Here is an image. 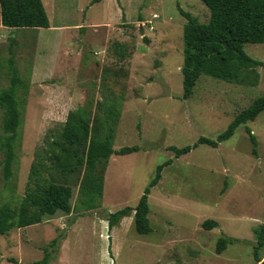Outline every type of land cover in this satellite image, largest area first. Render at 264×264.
I'll use <instances>...</instances> for the list:
<instances>
[{
    "label": "rangeland",
    "instance_id": "obj_1",
    "mask_svg": "<svg viewBox=\"0 0 264 264\" xmlns=\"http://www.w3.org/2000/svg\"><path fill=\"white\" fill-rule=\"evenodd\" d=\"M92 1L43 0L50 28L0 27V94L12 88L13 56L21 112L10 179L4 176L0 151V206L21 209L34 184L33 164L50 165V143L68 115L93 117L97 102L106 97L123 99L114 149L138 145L141 150L111 157L102 206L95 210L78 209L83 174L72 175L74 211H58L40 224L0 236V264L36 263L46 247L49 264H259L254 228L264 223V112L219 147L199 145L164 168L150 195V234L136 231L134 214L112 231L106 218L137 205L157 167L174 157L169 146L216 138L263 96L264 66L257 68L255 86L202 75L192 96L183 99L188 21L180 9L207 23L211 12L202 0H100L91 6ZM86 8L90 21L115 20L109 32L102 27L62 30L79 24ZM245 50L264 62V43L246 44ZM7 109L0 100V134ZM247 127L257 136V154ZM209 219L219 227L205 229ZM224 236L236 240L217 253ZM54 239L58 242L51 247ZM259 254L264 257V247Z\"/></svg>",
    "mask_w": 264,
    "mask_h": 264
},
{
    "label": "trees",
    "instance_id": "obj_2",
    "mask_svg": "<svg viewBox=\"0 0 264 264\" xmlns=\"http://www.w3.org/2000/svg\"><path fill=\"white\" fill-rule=\"evenodd\" d=\"M100 1V0H94ZM211 12L210 20L201 23L190 12L180 9L187 18L184 30V63L183 99L192 96L194 88L202 75L216 79L255 86L258 84L257 68L264 62L250 56L246 44L264 43V0H202ZM2 24L8 28H49L50 19L42 0H0ZM13 71L11 90L0 94V100L8 104L3 117L0 134V151L4 154V176L10 179L14 174L16 155L14 141L18 136L20 124V103L18 87L20 86L18 68L14 57L10 58ZM254 73V76H253ZM26 84V83H25ZM26 84L24 87H27ZM93 117L79 114H69L63 124L59 137L53 138L47 154L50 165L36 167L33 164L30 178L34 184L25 196L20 210L9 204L0 206V236L15 228H24L40 224L46 216L55 215L58 211L71 214L73 187L70 177L82 173L79 188L80 212L95 210L102 206L105 186V171L111 157L138 152V145L114 149L117 126L121 118L123 99L100 100L96 104ZM264 112V95L256 98L252 104L239 112L228 127L216 138L201 136L194 144L184 147L175 145L167 149L174 153L175 158L190 153L199 145L205 144L217 148L221 143L232 138L237 128L256 118ZM246 132L254 145L253 152L257 154L258 139L250 127ZM170 158L159 165L155 176L150 180L135 207L127 206L109 213L106 220L109 231L118 226L121 220L134 212L136 231L139 234H149L153 231L149 213V196L152 189L158 185L165 167L171 165ZM47 166V167H46ZM52 170L59 172L51 175ZM45 172V173H44ZM203 227L207 230L219 227L216 220H206ZM257 238L254 256L259 264H264L260 249L264 247V223L254 229ZM111 240V235H110ZM236 239L221 237L218 240L217 253H222L229 243ZM58 239L50 246L54 247ZM112 259L114 256L111 255ZM52 260L49 248H45L44 257L36 263L49 264ZM15 263L18 261L14 260ZM116 264V263H114Z\"/></svg>",
    "mask_w": 264,
    "mask_h": 264
},
{
    "label": "crops",
    "instance_id": "obj_3",
    "mask_svg": "<svg viewBox=\"0 0 264 264\" xmlns=\"http://www.w3.org/2000/svg\"><path fill=\"white\" fill-rule=\"evenodd\" d=\"M43 1V0H42ZM103 1V0H102ZM93 2H95L94 0L91 2V6H92V3ZM101 2V1H100ZM44 3V2H43ZM117 3H118V0H117ZM118 5V4H117ZM45 6V5H44ZM119 6V8L121 9V7H120V5H118ZM46 8V7H45ZM86 10H87V8L85 9V11H84V15H83V18H82V20H81V22H79V24H75V25H72V26H68V25H66V26H63L62 27V30H64V29H67V30H69V28H78V29H80V28H87V32L89 31V32H91L90 30H94V29H96V28H100V27H102V28H106L105 30L107 31L108 30V32H109V30H110V27H111V25H113L112 24V22L113 21H115V20H109V21H106L105 22V24L103 23V24H101V22L100 21H96V20H94V21H90V18H89V16L87 15V12H86ZM89 10V9H88ZM47 11V10H46ZM119 11V10H118ZM49 16V15H48ZM156 18H158V14H156ZM50 19V18H49ZM116 20H118V19H116ZM0 27L2 28H6L3 24H2V20H1V14H0ZM50 27H51V22H50ZM49 27V28H50ZM8 28V27H7ZM26 89H28L29 88V86H27V87H25ZM228 141V140H227ZM220 146V145H219ZM218 146V147H219ZM136 153V152H135ZM128 155V154H127ZM175 157H173V159H174ZM156 187V186H155ZM154 187V188H155ZM153 188V189H154ZM152 189V190H153ZM151 194H152V191H151ZM150 194V195H151ZM149 203H150V196H149ZM151 211V210H150ZM134 214V212L131 214V215H133ZM150 214V213H149ZM134 216V215H133ZM126 218V217H125ZM124 219V218H123ZM122 219V220H123ZM121 220V221H122ZM218 222V221H217ZM219 223V222H218ZM262 224V223H261ZM220 225V224H219ZM258 227V226H257ZM25 228V227H24ZM153 228V227H152ZM256 228V227H255ZM254 228V229H255ZM211 230V229H210ZM150 234V233H149ZM226 250V249H225ZM111 260H112V262H113V259L112 258H110ZM114 264V263H113Z\"/></svg>",
    "mask_w": 264,
    "mask_h": 264
}]
</instances>
